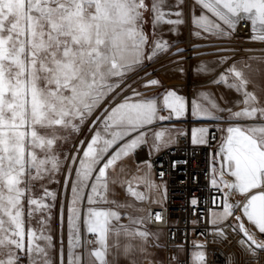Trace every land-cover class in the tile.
Instances as JSON below:
<instances>
[{
  "label": "snow or ice",
  "instance_id": "1",
  "mask_svg": "<svg viewBox=\"0 0 264 264\" xmlns=\"http://www.w3.org/2000/svg\"><path fill=\"white\" fill-rule=\"evenodd\" d=\"M187 6L186 0H0V264L24 259L28 264H114L108 259L111 249L133 255L131 264H142L134 254L150 255L148 240L155 234L120 221L126 217L131 225L143 226L153 216L157 222L163 217L159 212L133 217L120 210L143 212L136 202L159 204L153 196L162 185L153 179L151 161L136 160V153L150 139L149 155L173 142L154 126L179 120L189 110L194 119L227 125L216 129L222 135L210 183L223 195L213 197L221 210L210 209L212 234L227 240L230 230L252 257L264 251V85L245 74L251 65L239 62L243 67H238L229 56L217 62L229 66L211 83L242 98L232 107H221L209 92L189 101L166 90L160 102L138 91V81L130 76L170 52L163 25L176 34L190 22L198 39L230 41L238 24L250 22L249 41L264 44V0H192L186 19ZM216 47L210 54L235 51ZM250 59L264 62V56ZM195 71L213 70L201 63ZM147 75L141 86H159ZM85 122L91 139L64 152L65 133L79 132ZM191 135L193 144L216 139L209 127L194 128ZM129 159L134 168L125 163ZM226 174L234 179L225 180ZM159 175L163 179L164 173ZM117 188L131 199L117 200ZM235 195L244 200L233 202ZM58 200L61 220L67 200L66 260L63 237L57 251L51 234ZM81 225L94 240L82 243ZM193 256L204 264L203 251Z\"/></svg>",
  "mask_w": 264,
  "mask_h": 264
},
{
  "label": "rangeland",
  "instance_id": "2",
  "mask_svg": "<svg viewBox=\"0 0 264 264\" xmlns=\"http://www.w3.org/2000/svg\"><path fill=\"white\" fill-rule=\"evenodd\" d=\"M187 5L189 7H185V11L190 10L192 0H186ZM199 9L197 8V12ZM190 23V22H189ZM189 23L184 26L185 32L183 34L182 39L179 40H170L167 36H171L172 33L168 31L169 26L163 25L160 28V31L164 34L163 39L169 41L173 47H171L170 52L167 54H160L156 59L152 62L145 65L142 70H139L136 73H131L130 76L132 79L138 81L135 87H137L138 91L143 93L148 97H159L160 102H162V93L166 90H175L177 94L185 96L189 101L192 99L197 98V94L199 92H209L213 94L217 102L220 104L221 107H232L234 102L237 100L242 99L234 90H230L226 88L224 85H217L211 83L213 79H215L220 72H222L225 68L229 66V64L219 65L217 62L220 60L222 56H229L232 57L234 61L238 62V67H243V63L239 62H247L251 65L250 68H245V74L249 76L257 86L264 85V62L256 59H250V57H261L264 56V52H257L255 54L250 55H240L239 52L242 51V48L233 41V38L230 41H206L201 40L194 37L191 33L192 30L189 26ZM250 23V22H249ZM191 25V24H190ZM192 26V25H191ZM193 28V26H192ZM181 27L179 28V30ZM168 31V34L166 33ZM227 48V49H235V51H227L221 52L218 54H210L216 53L217 47ZM183 49L184 51L177 55V50ZM264 49V48H261ZM260 50V49H259ZM205 63L207 66L212 69L208 74H198L195 69L201 64ZM231 63V61L229 62ZM182 68L183 72L179 71ZM221 70L220 72H218ZM218 72V73H216ZM145 73H147L146 79H157L160 84L159 86H149L143 87L141 86L144 79ZM217 74V75H216ZM215 76V77H214ZM188 81L191 82H199L204 83L198 86H191L187 84ZM249 90H252V86H249ZM259 89L257 88V91ZM227 101V103H225ZM243 105H241L242 107ZM190 109V104H189ZM233 110H239L238 108H233ZM163 115H166V111H162ZM190 119L195 120L197 122H203L205 120H197L194 119L191 115V112L187 113L186 119L184 121V129H187L188 125L186 122ZM165 122L158 123L154 126V130H160L162 127H165ZM206 127L204 125H195L194 128ZM224 127H227L225 125ZM67 136V140L63 145V151L71 153L74 150V145H78L79 141H89L93 135V131L90 128V123L85 122L84 125L80 127L79 132H67L65 133ZM222 135V134H221ZM220 143V141H219ZM219 146V144H218ZM218 149V148H217ZM154 155V154H153ZM59 179L63 180V177L60 176ZM225 180H233L234 178L230 175H225ZM51 188L59 189V185L53 184L50 185ZM117 195L116 199L125 202L130 200L131 198L127 197L124 191L117 188L116 189ZM233 202L240 200L243 201L244 197L240 195H235L232 198ZM137 206L141 208V204L136 202ZM97 207H107V205H97ZM122 214L126 211L133 217L136 216H145L143 212H137L133 209H121ZM121 224L127 225L129 227H146V229L150 232V229L147 220L143 226L140 225H131L129 220L125 217L120 221ZM33 227H37L35 220L32 222ZM51 229H52V236L54 238V242L56 244L57 251L60 245V238L63 237V243L65 248V260L67 258V242H68V226H67V200H65V209H64V217L63 220L60 218V202L57 201V207L52 210V220H51ZM81 237L82 243L84 240H91V238H95L91 234H86L84 231L83 225H81ZM154 239V238H153ZM241 239L240 236L232 233L230 230L228 232V239L221 240L220 238L216 237L215 235L211 234V240L208 244V247H203L194 249L191 252V264H199L198 261L194 259L193 253L198 251H203L205 254L204 264H264V251L258 252L256 257H252L251 255L247 254V252L237 243V241ZM152 241V240H151ZM111 242V240H110ZM121 242L125 243V238L121 237ZM139 241H133V244H138ZM159 244L160 248L159 251L164 257V251L161 248V244L156 240L151 242V244ZM205 246V244H204ZM86 247L91 249L95 247L94 244H87ZM77 252H80L81 249L77 248ZM135 258L142 262V264H149V262H144V258L140 255L135 253ZM53 256H57V252H53ZM110 261H113L114 264H131V260L133 259V255H124L122 251L118 249H111L110 255L108 256ZM160 261V258H158ZM164 261V259H163ZM21 264H28L27 259L21 261ZM153 264V263H152ZM160 264V263H156Z\"/></svg>",
  "mask_w": 264,
  "mask_h": 264
},
{
  "label": "built area",
  "instance_id": "3",
  "mask_svg": "<svg viewBox=\"0 0 264 264\" xmlns=\"http://www.w3.org/2000/svg\"><path fill=\"white\" fill-rule=\"evenodd\" d=\"M251 35L249 22L238 24L233 38L242 48L238 54H255L264 48V44L250 42L248 38ZM246 49H256L257 52ZM186 125V132L177 138L174 145L150 158L155 181L165 187V202L162 206L149 209L151 213L159 212L163 220L157 222L153 216L148 226L165 232L160 243L165 253V264H191V252L197 249V245L205 244L207 248L211 240L213 226L209 222L210 209L221 210L213 205V197L222 196L223 193L217 192L210 180L213 155L221 136L216 129L226 124L190 119ZM195 125L209 127L215 132L216 139L209 138L206 144H193L191 132ZM161 172L164 173L163 179L159 175ZM193 199L197 201L196 205L191 203ZM177 245H182V250ZM172 257H176V260L173 261Z\"/></svg>",
  "mask_w": 264,
  "mask_h": 264
},
{
  "label": "crops",
  "instance_id": "4",
  "mask_svg": "<svg viewBox=\"0 0 264 264\" xmlns=\"http://www.w3.org/2000/svg\"><path fill=\"white\" fill-rule=\"evenodd\" d=\"M189 7V5H188ZM189 12L190 10H187L185 11V16H186V19L188 18L189 16ZM191 23H189V26L191 28V30L193 31V28L192 26L190 25ZM168 26V25H166ZM184 26H181V29L176 33V34H171V36H167L168 39L170 40H179V39H182L181 36H183L184 32H185V29H184ZM166 33L168 34V31H166ZM168 113L166 112V115ZM187 116V114H186ZM186 116L179 119V120H172V121H166L165 123V127H162L160 130H166L165 131V137L163 138L164 140H168L169 138L172 139L173 142L171 143H168L167 145H162L160 150H163L169 146H172L176 143L177 141V138L182 135L180 133H185L186 132V129H184L183 125L185 124L184 121L186 119ZM151 145H152V141L151 139L149 140V143L148 145L142 147L141 149H139L136 153V160H150L151 156L153 154H156L158 153L159 151H154L152 150L151 151V155H149V152L151 150ZM125 163L131 167L134 168V161L129 159V160H126ZM152 176H153V179H154V174H153V170H152ZM155 181V179H154ZM156 184L158 185H162L161 189H160V194L159 196L157 195H154L153 196V199H156V198H159L160 199V203L157 204V203H143L141 204V208L145 209V211H143V214L145 216L148 215L149 213V209L151 207H154V206H162L164 205V202H165V187L163 184L161 183H158L155 181ZM123 191V190H122ZM259 190H254L252 194H256V192H258ZM147 224H148V221H147ZM150 233H153L155 234L153 237H150L149 240H148V253L150 255H148L146 258L143 256V255H140L142 258H144V262H149V261H152L153 264H156V263H160V264H165V258L164 261L162 259V256L159 257V255H163V253L161 254V252L159 251V248L160 247H153L151 242L156 240L157 242L161 243L162 240L164 239V236H165V232L163 230H160V229H153V230H150ZM154 238V239H153ZM152 240V241H151ZM156 244V243H155ZM139 254V253H138ZM164 257H165V253H164ZM158 258H160V261L158 260Z\"/></svg>",
  "mask_w": 264,
  "mask_h": 264
},
{
  "label": "bare ground",
  "instance_id": "5",
  "mask_svg": "<svg viewBox=\"0 0 264 264\" xmlns=\"http://www.w3.org/2000/svg\"><path fill=\"white\" fill-rule=\"evenodd\" d=\"M221 70H219L218 72H220ZM216 72V73H218ZM217 75V74H216ZM215 77V76H214ZM187 84L189 85V87L191 88V86H198V85H201V84H204V83H199V82H191V81H188ZM212 233H213V230H212Z\"/></svg>",
  "mask_w": 264,
  "mask_h": 264
}]
</instances>
